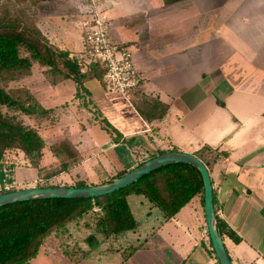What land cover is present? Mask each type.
I'll return each mask as SVG.
<instances>
[{"label": "crops", "instance_id": "0c3cea01", "mask_svg": "<svg viewBox=\"0 0 264 264\" xmlns=\"http://www.w3.org/2000/svg\"><path fill=\"white\" fill-rule=\"evenodd\" d=\"M105 1L113 37L127 44L145 77L133 103L107 94L103 79L77 62L70 77L34 62L19 82L52 110L26 114L24 122L48 146L67 139L81 154L70 173L53 181L98 184L162 150L196 154L210 147L216 213L240 237L224 238L228 253L234 264H264V0ZM69 2L78 10L65 19L47 14L36 21L49 46L68 56L83 48L86 11ZM56 163L47 147L41 166ZM39 177L19 150L0 161V192L38 187ZM127 200L136 228L106 237L96 223L108 250L98 257L101 244L91 238L90 258L77 264H103L105 255L108 264H218L200 196L170 219L141 194ZM75 224L79 220L61 231Z\"/></svg>", "mask_w": 264, "mask_h": 264}, {"label": "trees", "instance_id": "16d2710c", "mask_svg": "<svg viewBox=\"0 0 264 264\" xmlns=\"http://www.w3.org/2000/svg\"><path fill=\"white\" fill-rule=\"evenodd\" d=\"M165 1L171 3L177 0ZM17 2L24 7L5 5V11L0 12V161L8 151L19 150L30 166L38 169V187L89 186L91 184L82 179L64 184L53 181V178L61 174L70 173L81 160L80 152L70 140L62 139L48 146L36 128L26 124L16 114H11V110L40 115L52 111L42 108L30 91L20 86V80L31 74L34 62L40 66H51L53 70L63 73L64 77H70L78 69L76 61L70 60L65 51L59 53L64 56V64L69 73L58 68L56 53L47 45L46 38L36 24L18 15L30 8L31 1L29 4L27 0ZM90 72L103 78L104 70L98 65H92ZM75 78L79 81L77 76ZM78 92L80 96L81 91ZM47 147L57 159L56 165L49 168L41 166ZM213 152L206 146L194 155L208 168L206 153ZM125 173L121 171L115 177ZM203 190L201 174L194 165L174 163L151 172L126 188L101 197L37 199L4 205L0 207V264H29L38 256L50 235L81 219L94 207L101 209L97 215V227L106 237H111L137 226L128 204L129 195L145 196L162 211L166 219H170L196 196H200L204 203ZM217 227L223 238L227 236L236 242L240 241V237L218 215Z\"/></svg>", "mask_w": 264, "mask_h": 264}, {"label": "water", "instance_id": "95a60500", "mask_svg": "<svg viewBox=\"0 0 264 264\" xmlns=\"http://www.w3.org/2000/svg\"><path fill=\"white\" fill-rule=\"evenodd\" d=\"M174 163H189L200 172L203 181L204 211L208 235L219 264H234L217 227L214 190L211 176L204 162L194 154L169 150L152 156L125 174L110 181L84 187L46 186L20 188L0 192V207L17 202L52 198H96L119 191L139 181L151 172Z\"/></svg>", "mask_w": 264, "mask_h": 264}, {"label": "rangeland", "instance_id": "374dc122", "mask_svg": "<svg viewBox=\"0 0 264 264\" xmlns=\"http://www.w3.org/2000/svg\"><path fill=\"white\" fill-rule=\"evenodd\" d=\"M17 1L18 0H0V12L5 11L4 9L5 5L17 4L18 7H20L21 5L19 6V3ZM27 1L28 4L31 1L30 8H26L24 13L22 14L18 13V15L20 17L23 16L25 19H27V21L31 20V22H33L34 24H36V21L41 20L42 17L46 16L47 14L56 16L54 18L65 19V17L69 16L74 10H78V8H76L74 4H71L69 0H27ZM75 1H78L82 5V7L85 8L86 10L85 14L88 13L89 11H97L98 9H100L101 11L103 10V12H105L107 9L106 6L107 4L105 0H75ZM36 27L40 30L37 24ZM42 35L46 38L43 32ZM47 45L49 46V43H47ZM51 49L56 53L55 55L56 65L65 67L64 56L61 53H59V51L61 50H58V48L53 45H51ZM76 53L77 52H72L71 54H76ZM40 70L42 69L40 68ZM43 72L45 73L46 71ZM93 79L95 80L94 83L99 84L96 78L93 77ZM80 80L82 82L88 81L87 79L84 78V76L81 77ZM76 100L78 101L79 99ZM82 102H84V100L80 101V103ZM11 114H16L19 118H22L23 121H25L24 119L26 115L25 113H22L21 111L14 112L11 110ZM48 163H50V160ZM95 182L98 181L95 180ZM133 207L137 210L134 204ZM97 215L98 214H96L92 210L87 215L79 219V224H75V226L71 225L70 226L71 229L69 233H67L64 230L63 231L60 230L57 232V235L56 233L52 234L55 236L53 238L47 239V241L42 245L38 256L32 261H30L29 264H77L83 259L90 258L88 253L95 248V247L91 248L93 246V243L90 242L91 238L95 239V241H97V243L99 244H101V242L104 240L103 234H101V232L97 231L95 228L98 219ZM104 245L105 244L103 243L100 246H98V248L96 249L97 252H100L98 254L96 253L98 257H101L100 256L101 252L104 253L105 251L108 250ZM109 262L110 261L108 260V256L107 255L103 256L102 263L108 264Z\"/></svg>", "mask_w": 264, "mask_h": 264}, {"label": "built area", "instance_id": "2783aa9c", "mask_svg": "<svg viewBox=\"0 0 264 264\" xmlns=\"http://www.w3.org/2000/svg\"><path fill=\"white\" fill-rule=\"evenodd\" d=\"M83 48L70 59L76 61L86 72L92 65L104 70L103 85L107 94H119L129 103L144 82V75L134 61V54L127 44L116 40L111 32L112 22L103 10L84 13L81 21ZM98 214L101 209L94 207ZM208 236V231L205 229Z\"/></svg>", "mask_w": 264, "mask_h": 264}]
</instances>
